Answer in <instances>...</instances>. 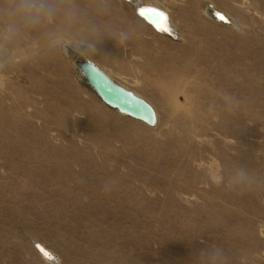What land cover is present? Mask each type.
Wrapping results in <instances>:
<instances>
[{
    "label": "rangeland",
    "instance_id": "obj_1",
    "mask_svg": "<svg viewBox=\"0 0 264 264\" xmlns=\"http://www.w3.org/2000/svg\"><path fill=\"white\" fill-rule=\"evenodd\" d=\"M138 1L78 0L64 35L59 17L0 29V264H206L217 245L231 264H264V0H160L174 37ZM130 21L138 36L125 49L105 37L112 60L97 59L154 103L153 128L106 105L72 58H89L74 45L92 25ZM225 93L246 103L229 113ZM237 164L261 183H217Z\"/></svg>",
    "mask_w": 264,
    "mask_h": 264
},
{
    "label": "clouds",
    "instance_id": "obj_2",
    "mask_svg": "<svg viewBox=\"0 0 264 264\" xmlns=\"http://www.w3.org/2000/svg\"><path fill=\"white\" fill-rule=\"evenodd\" d=\"M81 9L78 0H5L0 3V16H7L9 22L4 26V31L9 37L18 35L22 27L34 28L46 21H54L61 18L62 24L58 31L59 35L71 31V27L79 19ZM92 36L83 43H77L74 47L87 57L102 60H112L108 54L102 53L100 45L105 37L115 40L118 47L126 48L128 43L139 34V25L135 21L118 31H105L100 25H92ZM223 108L229 113H235L246 103L230 93L222 97ZM215 108V104L212 105ZM217 183H225L232 189H254L261 183V177L254 174L241 164L235 165L229 173L217 178ZM206 264H231V258L221 246H209L202 250Z\"/></svg>",
    "mask_w": 264,
    "mask_h": 264
},
{
    "label": "water",
    "instance_id": "obj_3",
    "mask_svg": "<svg viewBox=\"0 0 264 264\" xmlns=\"http://www.w3.org/2000/svg\"><path fill=\"white\" fill-rule=\"evenodd\" d=\"M141 12H143V15H141ZM162 12L163 10L153 6H148V10L146 11L142 10V8L138 9V13L152 24H157V22L163 19ZM214 16L225 23L231 22L229 18L220 11L215 10ZM168 34L170 33L168 32ZM170 35L173 37L175 36L173 34ZM72 58L81 71V74L84 76L87 84L97 93L103 102L116 109L118 112L142 120L148 125L153 126L156 124V112L149 102L117 83L107 75L105 71L90 61L89 58H82L78 53H73ZM36 247L39 251L43 249L41 253L45 257H51L49 251L40 243H36ZM45 253L48 255L46 256ZM52 256V259H54L55 256L53 253Z\"/></svg>",
    "mask_w": 264,
    "mask_h": 264
},
{
    "label": "bare ground",
    "instance_id": "obj_4",
    "mask_svg": "<svg viewBox=\"0 0 264 264\" xmlns=\"http://www.w3.org/2000/svg\"><path fill=\"white\" fill-rule=\"evenodd\" d=\"M14 2V0H10V2ZM128 2H133L134 0H127ZM5 2V0H0V3H4ZM148 6H153V7H156V8H159V9H161V10H163V12H162V15H163V19L162 20H160L159 22H157V24H152V23H150V22H148L144 17H142L139 13H138V9L139 8H142V10H148ZM218 9V8H217ZM135 12L137 13V15H138V17L147 25V26H149L151 29H153L155 32H157V33H160V34H163V35H170V34H173V35H175V36H179V31H178V28L176 27V25L174 24V20H173V17H172V14H171V11H170V9L168 8V7H166L160 0H148V1H146V2H140V1H138L137 2V6H136V8H135ZM217 11H220L221 13H224L226 16H227V18H229V20L231 21V16L229 15V14H227L225 11L223 12V10H217ZM218 21H221V22H223V23H225L224 21H222V20H219V19H217ZM9 22V18L7 17V16H0V29H2L3 30V28H4V26L7 24ZM232 22V21H231ZM230 22V23H231ZM230 23H226V24H230ZM61 24H62V21H57L56 23H55V25H58V26H61ZM155 25V26H154ZM75 26H77V23H75L74 24V27ZM27 28V27H26ZM164 29H166V30H164ZM168 32L170 33V34H168ZM181 34V33H180ZM170 36H172V35H170ZM181 36V35H180ZM184 38V37H183ZM63 42V41H62ZM62 45H63V43H61ZM65 45V44H64ZM62 49H63V47H62ZM134 51L136 52V49H134ZM2 51L0 50V76H1V74H2V70H3V68H6V63H4V61H3V59H2V53H1ZM109 52V51H108ZM107 53V52H106ZM66 55H68V54H65V56ZM136 58H138V57H136ZM89 60L90 61H92L94 64H96L99 68H101L103 71H105L106 72V74L107 75H109L113 80H115L117 83H119L120 85H122L123 87H125L126 89H128V90H130V91H132L135 95H138V96H140V97H142L143 99H145L147 102H149L152 106H153V108H154V110H155V112H156V124L155 125H153V126H151V125H149V126H151L152 128L153 127H156L157 125H158V123H159V118H160V114H159V111L157 110V108H156V106L154 105V103L151 101V100H149L146 96H144L142 93H140L138 90H135V89H133V88H131V87H129V86H127V85H125V84H122V83H120V82H118L113 76H112V74L110 73V71H108L107 69H106V67L101 63V61H99V59H97V58H91V57H89ZM148 69V68H147ZM22 77H24V76H22ZM25 78V77H24ZM1 79V78H0ZM135 85V84H134ZM96 93V92H95ZM97 94V93H96ZM100 98V97H99ZM101 99V98H100ZM102 100V99H101ZM103 101V100H102ZM105 103V102H104ZM106 104V103H105ZM107 105V104H106ZM109 106V105H108ZM109 107H111V106H109ZM112 108V107H111ZM112 109H114V108H112ZM116 110V109H115ZM119 113H121V112H119ZM121 114H124V113H121ZM124 115H127V114H124ZM127 116H129V115H127ZM130 117H132V116H130ZM132 118H134V117H132ZM134 119H136V118H134ZM136 120H138V121H141V122H143L145 125H148V124H146L144 121H142V120H139V119H136ZM36 243H39V242H36ZM36 243H35V246H36ZM41 244V243H40ZM43 247H45L43 244H41ZM37 248V247H36ZM48 251H49V254H51V257L49 256V258H47V257H45L42 253H41V251H40V253L46 258V259H48V260H50V261H55V260H53L52 259V251L50 250V249H48L47 247H45ZM38 249V248H37ZM39 250V249H38ZM53 255L55 256V254L53 253ZM44 258V259H45Z\"/></svg>",
    "mask_w": 264,
    "mask_h": 264
},
{
    "label": "snow or ice",
    "instance_id": "obj_5",
    "mask_svg": "<svg viewBox=\"0 0 264 264\" xmlns=\"http://www.w3.org/2000/svg\"><path fill=\"white\" fill-rule=\"evenodd\" d=\"M141 15H143V12H141ZM164 30H166V29H164ZM39 247V246H38ZM41 251H43V249H41ZM45 255L47 256L48 254L47 253H45Z\"/></svg>",
    "mask_w": 264,
    "mask_h": 264
}]
</instances>
